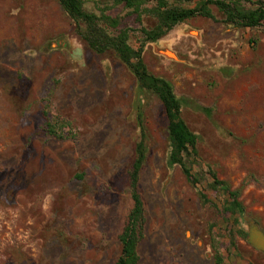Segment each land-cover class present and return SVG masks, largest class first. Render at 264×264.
Listing matches in <instances>:
<instances>
[{
  "label": "rangeland",
  "instance_id": "rangeland-1",
  "mask_svg": "<svg viewBox=\"0 0 264 264\" xmlns=\"http://www.w3.org/2000/svg\"><path fill=\"white\" fill-rule=\"evenodd\" d=\"M85 6L119 16L140 46L142 24L120 0ZM212 7L216 19H188L144 51L187 101L194 184L169 163L161 101L114 52L92 51L58 0H0V264H117L139 111L149 152L137 264H264L243 235L264 232V29L229 26ZM209 169L240 191L239 223Z\"/></svg>",
  "mask_w": 264,
  "mask_h": 264
},
{
  "label": "trees",
  "instance_id": "trees-1",
  "mask_svg": "<svg viewBox=\"0 0 264 264\" xmlns=\"http://www.w3.org/2000/svg\"><path fill=\"white\" fill-rule=\"evenodd\" d=\"M58 1L75 22L77 33L92 51L100 55L114 52L133 72L139 88L152 93L161 101L168 119L169 163L180 166L192 183L199 182L193 173V163L198 158L199 136L190 129L183 117V107L187 101L177 95L170 80L149 70L144 60L145 47L147 43L157 42L173 27L188 19L197 16L216 19L212 6L218 9L223 16V23L229 26L264 29V0H158L151 7L148 6V0H120L142 24L140 31L143 40L139 47L131 43L134 29L121 28L122 20L119 16H112L104 10L100 14L88 10L85 0ZM145 17L154 20L151 27L144 24ZM138 119L141 138L136 145L129 183L134 205L120 236L122 250L117 264H137L139 261L138 246L144 222V203L139 182L149 146L142 111H139ZM51 131L55 132L52 128ZM209 173L213 178L212 187L227 196L224 212L233 217L234 223H239L246 214L245 206L239 199L240 191L232 189L213 169H209ZM243 235L249 238L246 230ZM218 259L220 262L223 260L219 254Z\"/></svg>",
  "mask_w": 264,
  "mask_h": 264
},
{
  "label": "water",
  "instance_id": "water-1",
  "mask_svg": "<svg viewBox=\"0 0 264 264\" xmlns=\"http://www.w3.org/2000/svg\"><path fill=\"white\" fill-rule=\"evenodd\" d=\"M259 235V239L253 238V235ZM249 242L253 244L256 248H259L264 251V232L259 230V228H252L249 232Z\"/></svg>",
  "mask_w": 264,
  "mask_h": 264
}]
</instances>
